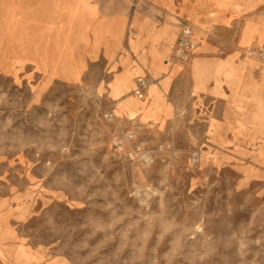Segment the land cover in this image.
I'll list each match as a JSON object with an SVG mask.
<instances>
[{"label":"rangeland","instance_id":"obj_1","mask_svg":"<svg viewBox=\"0 0 264 264\" xmlns=\"http://www.w3.org/2000/svg\"><path fill=\"white\" fill-rule=\"evenodd\" d=\"M225 2L205 80L126 111L102 63L0 74V264H264V0Z\"/></svg>","mask_w":264,"mask_h":264},{"label":"crops","instance_id":"obj_2","mask_svg":"<svg viewBox=\"0 0 264 264\" xmlns=\"http://www.w3.org/2000/svg\"><path fill=\"white\" fill-rule=\"evenodd\" d=\"M225 1L0 0V74L73 82L102 63L112 80H128L121 95L110 92L118 111H126L138 77L162 86L188 68L205 80L200 57L212 53L213 34L228 28ZM184 25L196 47L181 62L173 49Z\"/></svg>","mask_w":264,"mask_h":264},{"label":"built area","instance_id":"obj_3","mask_svg":"<svg viewBox=\"0 0 264 264\" xmlns=\"http://www.w3.org/2000/svg\"><path fill=\"white\" fill-rule=\"evenodd\" d=\"M196 44L192 39V29L189 25H184L182 27L180 37L177 40L174 50H173V55L174 58L178 61H184L188 55L194 50ZM151 78L148 77H138L136 78L135 81V88H134V95L138 99H143L145 92L147 90L148 84L150 83ZM113 117L111 114L107 115L106 118L110 119ZM131 136L127 135L124 139H130ZM120 142L115 140L113 142V145L115 148H118L120 146Z\"/></svg>","mask_w":264,"mask_h":264},{"label":"bare ground","instance_id":"obj_4","mask_svg":"<svg viewBox=\"0 0 264 264\" xmlns=\"http://www.w3.org/2000/svg\"><path fill=\"white\" fill-rule=\"evenodd\" d=\"M196 47V46H195ZM195 49V48H194ZM193 51V50H192Z\"/></svg>","mask_w":264,"mask_h":264}]
</instances>
